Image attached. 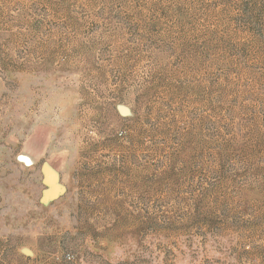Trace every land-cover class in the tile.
Listing matches in <instances>:
<instances>
[{"label": "rangeland", "instance_id": "374dc122", "mask_svg": "<svg viewBox=\"0 0 264 264\" xmlns=\"http://www.w3.org/2000/svg\"><path fill=\"white\" fill-rule=\"evenodd\" d=\"M0 264H264V0H0Z\"/></svg>", "mask_w": 264, "mask_h": 264}]
</instances>
